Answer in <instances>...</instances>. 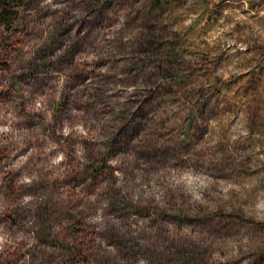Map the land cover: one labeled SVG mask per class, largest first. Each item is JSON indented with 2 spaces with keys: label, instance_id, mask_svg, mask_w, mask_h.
I'll return each mask as SVG.
<instances>
[{
  "label": "rangeland",
  "instance_id": "rangeland-1",
  "mask_svg": "<svg viewBox=\"0 0 264 264\" xmlns=\"http://www.w3.org/2000/svg\"><path fill=\"white\" fill-rule=\"evenodd\" d=\"M17 13L0 264H264V0Z\"/></svg>",
  "mask_w": 264,
  "mask_h": 264
},
{
  "label": "trees",
  "instance_id": "trees-1",
  "mask_svg": "<svg viewBox=\"0 0 264 264\" xmlns=\"http://www.w3.org/2000/svg\"><path fill=\"white\" fill-rule=\"evenodd\" d=\"M20 0H0V29L16 32L17 11Z\"/></svg>",
  "mask_w": 264,
  "mask_h": 264
}]
</instances>
